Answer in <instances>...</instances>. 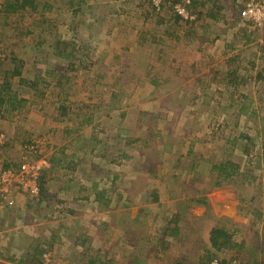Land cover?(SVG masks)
Returning a JSON list of instances; mask_svg holds the SVG:
<instances>
[{
    "label": "rangeland",
    "instance_id": "1",
    "mask_svg": "<svg viewBox=\"0 0 264 264\" xmlns=\"http://www.w3.org/2000/svg\"><path fill=\"white\" fill-rule=\"evenodd\" d=\"M8 1L0 77L17 67L12 93L27 102L17 115L0 102V170L30 140L43 144L30 160L54 163L45 195L20 193L0 210V264H88L112 246L118 264H264V30L243 20L240 0H191L194 20L151 0H30L6 17ZM65 150L73 159L58 162ZM174 166L182 174L167 178ZM222 166L237 174L217 186ZM92 184L114 192V211L135 226L83 249L81 230L101 210L76 193ZM214 228L231 238L221 250Z\"/></svg>",
    "mask_w": 264,
    "mask_h": 264
},
{
    "label": "built area",
    "instance_id": "2",
    "mask_svg": "<svg viewBox=\"0 0 264 264\" xmlns=\"http://www.w3.org/2000/svg\"><path fill=\"white\" fill-rule=\"evenodd\" d=\"M243 8L241 17L247 23H251L256 28L264 30V0H240ZM155 11L160 12L165 5L169 4L173 11L186 20H194L188 11L191 0H151ZM6 55L0 49V66ZM6 141V136L0 133V146ZM34 143V142H33ZM39 142L35 145L25 146L24 154L19 166L6 167L0 170V210L7 205H13V201L20 193L24 195L39 196V179L44 171L49 167L47 159L30 160L31 156L38 155ZM40 151V150H39ZM203 264V263H196ZM209 264H224L223 261L214 259ZM228 264H242L235 259Z\"/></svg>",
    "mask_w": 264,
    "mask_h": 264
},
{
    "label": "trees",
    "instance_id": "3",
    "mask_svg": "<svg viewBox=\"0 0 264 264\" xmlns=\"http://www.w3.org/2000/svg\"><path fill=\"white\" fill-rule=\"evenodd\" d=\"M16 2H15V4H13V0H11V1H8V4L7 5H5V8L6 9H4V15L6 16V17H9L10 15H12L14 12H17V11H19V6H22V7H26V5H29V6H32V5H34V2L35 1H30V0H15ZM18 2H20V3H18ZM16 3L18 4V5H16ZM240 6H241V10H242V8H243V6H242V4H241V2H240ZM240 14H241V12H240ZM68 56V55H67ZM153 56V55H152ZM4 62H2L1 64H3ZM1 67V66H0ZM18 75H20V73H19V71H18V69H17V67H16V69H15V71H13V72H11V73H8V72H5L1 77H0V79L2 78V80L0 81V102H1V104H2V108H10L11 110H13V111H15V110H19V109H22V107H23V105H25V103L27 102L25 99H18V95H16V93L15 92H13L12 93V82H11V80H12V77H14V76H18ZM20 82H24V80L22 81H20ZM154 84H157V83H154ZM11 104V105H10ZM1 109V108H0ZM64 110V109H63ZM3 134H5V133H3ZM7 141H8V138H7V136H6V141H5V143L3 144V146H0V148H2V147H4V146H6L7 145ZM35 142V141H34ZM36 143H37V141H36ZM31 144H34L35 145V143H33V140H30V141H27V142H25V143H23L22 145V147H23V149L25 148V146H27V145H31ZM43 149V145L39 142V147H38V155L41 153V150ZM25 150V149H24ZM40 150V151H39ZM26 151V150H25ZM35 157H36V155H35ZM40 157H42V155H40ZM40 157H38V159L37 160H39V158ZM51 162H53L54 163V161L53 160H50ZM49 162V161H48ZM19 164L20 163H18V165H16L15 166V168L16 167H18L19 166ZM229 164V163H228ZM6 167H10V166H5L4 168H6ZM12 167V166H11ZM227 166H222V167H220L219 168V170L220 171H222L223 173H220L218 176L220 177V178H222L221 180H222V182L221 183H216V185L217 186H220V185H222V183H227L228 181H229V179H231L235 174H237V173H235V174H230V173H227V169H225ZM48 169V168H47ZM46 169V170H47ZM214 169H216V168H214ZM237 170L238 169H236V170H234V172H237ZM223 175V177H221ZM86 178H88V176H86ZM117 178V177H116ZM43 175L41 176V178L39 179V186H40V193H39V196H40V198H41V196H43V195H45V192L47 191L48 192V189H46V188H44V187H42L43 185H44V183H43ZM87 180H90V179H87ZM81 188V187H80ZM98 185L97 184H92V186L91 187H82L81 188V190L80 191H78L77 193H76V195L79 197V196H81V195H83V194H85V193H87V192H91L89 195H86V196H84L85 198H87V199H91L92 197L94 198H92V201L93 202H96V203H101V204H104L105 206H108L111 202L113 203V199H114V192H112V191H110V192H104L103 190H100V191H98ZM157 196H158V194L157 193H155ZM38 196V197H39ZM105 196H107V198L105 199L104 197ZM159 197V196H158ZM158 198H156V200H157ZM199 200H202V199H199ZM91 204H92V202H90ZM199 203H201V202H199ZM203 203H204V201H203ZM126 213V215H128V213L127 212H125ZM138 219V218H137ZM181 220V217L179 216V215H176L175 216V218H174V221H172V222H175V225H174V227L173 228H170V227H168V226H166V236H168V237H173L178 231H179V226H178V222ZM140 239L142 238V237H139ZM230 236H229V234L224 230V229H221V228H214V229H212L211 231H210V242H211V245L214 247V248H216V249H218V250H221V249H223L224 247H226L227 245H229V243H230ZM138 241H139V239H138ZM34 255H36V254H34ZM39 256V257H38ZM42 257H43V253L42 252H38L37 253V258H38V260H42ZM91 259L92 260H90L89 262H88V264H95V263H97L98 264V262H99V259H98V257H94V256H91ZM214 259H218V260H220L221 261V258L220 257H214V258H210L209 260H207L205 263H203V262H197V263H203V264H209L212 260H214ZM235 259H237V258H231L230 260H228L227 262H224L223 260V263L224 264H228V263H231V262H233V260H235ZM237 260H239V259H237ZM240 261V260H239ZM43 262V261H42ZM108 264H114V263H112V261L111 260H107L106 261ZM133 262H135L134 261V259H133ZM241 262V261H240ZM242 264H244L243 262H241ZM43 264V263H42ZM99 264H104V262H103V260H101L100 262H99ZM116 264H118L117 262H116Z\"/></svg>",
    "mask_w": 264,
    "mask_h": 264
},
{
    "label": "crops",
    "instance_id": "4",
    "mask_svg": "<svg viewBox=\"0 0 264 264\" xmlns=\"http://www.w3.org/2000/svg\"><path fill=\"white\" fill-rule=\"evenodd\" d=\"M18 111L19 110H15V115H17L18 114ZM84 142H86V145H88V140H85ZM43 143V142H42ZM91 146H92V144L91 143H89ZM43 145V144H42ZM80 148H83V147H80ZM97 151H98V145H97V142H95V145L94 146H92V147H90V149H87V147H86V149H83L82 151H81V155H83L84 157H85V155H93V154H96L97 153ZM66 152H71L70 150H65V153H63V154H56V155H54V156H56L57 157V160H58V162H66L65 160L66 159H70V160H72L73 158L72 157H74V156H72V157H66L67 156V154H70V153H66ZM72 152H74V151H72ZM73 154H75V152L74 153H72V155ZM85 154V155H84ZM61 155H63L62 157H61ZM60 156V157H59ZM59 157V158H58ZM187 157H189V156H187L186 154L184 155V158H187ZM55 158V157H54ZM86 158V157H85ZM189 160L190 159H192V158H188ZM88 160H90V159H88V158H86V161H88ZM91 161V160H90ZM92 162V161H91ZM191 164H194L193 163V161L191 160V162H190ZM70 165H71V163H69ZM185 164V163H184ZM184 166V165H183ZM183 166H174V167H172V170L171 171H169V170H167L165 173H163L164 175H166V177L167 178H169V177H171V175H181L182 174V170H183ZM50 167H52L53 168V162H51V161H49V167H48V169L50 168ZM70 167V166H69ZM84 174H86L88 177H89V175H90V173H89V171L87 170V169H84ZM47 174V173H46ZM163 174H161L160 176H161V179L163 178ZM191 176V175H190ZM194 178V177H193ZM163 180V186H165L166 188H168L169 187V185H168V183H167V181H168V179H162ZM189 182H191V181H189ZM163 188V187H162ZM162 188L160 189V190H162ZM108 192H110L109 190H107ZM91 192H88V195L90 194ZM93 198V197H92ZM92 198L91 199H87L88 201H87V203H89V206H92V204L90 203V202H92L93 204H94V206H96V208H98V209H100L101 211H100V213H98V215L97 216H95L94 217V220H90V221H88V224H87V229H83V230H81L82 231V234L81 235H79V237H80V239H81V242H80V244L83 246V249H86V244H88V242H90V241H92V239L95 237V235H97L98 236V240L99 239H103L104 238V236L102 237L101 236V232H102V234H105V233H112L111 231H114L115 230V228L116 229H120V228H124L125 230H129V228L131 229L133 226H135V225H132V226H126L125 225V220H129V218H127V217H125V215H119V213H117V209L114 211V209H115V206H114V203H110L108 206H104V205H102L101 203H96V202H93L92 201ZM94 199V198H93ZM149 204V203H148ZM54 208L56 209V210H59V212H63V205H62V203H57V204H55V206H54ZM124 208H128L127 206H123L122 207V209H124ZM138 208H144L143 207V205L141 204V206H139ZM83 209V208H82ZM105 209V210H104ZM129 210V209H128ZM73 221H76V220H78V218H73L72 219ZM133 221H134V224H135V222H136V219L134 220L133 219ZM71 225V224H70ZM70 225H68V226H66V229H68L69 227H70ZM72 233H75L76 232V230H75V228H73L72 227ZM115 239V238H114ZM133 249H131V250H129V251H131V253L130 252H128V256H129V258L130 257H132V253H133V251H132ZM114 252V253H113ZM98 253V252H97ZM96 253V257H98V259H99V261H101V258H102V256H101V254L103 253L104 255H103V261H105L104 262V264H108L106 261L107 260H111L112 261V263H114V264H116V259H115V248H114V246H112V251H111V249H105L104 250V252H102L100 255H98ZM31 254H34L33 252L31 253ZM82 255H86V256H88V253L87 252H84ZM34 256V255H33ZM129 260V259H128ZM95 264H97V263H95ZM99 264V263H98Z\"/></svg>",
    "mask_w": 264,
    "mask_h": 264
}]
</instances>
